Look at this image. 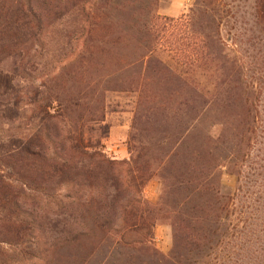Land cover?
I'll list each match as a JSON object with an SVG mask.
<instances>
[{"label":"rangeland","instance_id":"1","mask_svg":"<svg viewBox=\"0 0 264 264\" xmlns=\"http://www.w3.org/2000/svg\"><path fill=\"white\" fill-rule=\"evenodd\" d=\"M150 3L152 14L164 23L176 30L188 26L190 33L200 36L204 56L182 65L161 45L153 50L151 59L141 63L137 58L142 43L124 23L125 16L112 15L111 28L97 27L90 32V4H86L82 13L63 11L44 16V27L29 55L35 72L27 78L39 84L63 69L68 78L75 74L68 93L83 98L91 93L102 99L104 117L92 126L91 134L92 140H100L107 159L130 161L136 154L133 148L148 149L158 158L174 148L169 164H174L175 171L181 172L178 168L191 162L206 179L208 161L237 156L235 169L229 165L218 169L222 192L235 201L233 216L240 231V250L251 248L254 264H264V0ZM157 35L152 36L150 47L164 36ZM102 39L105 44L100 45ZM116 39L118 43L113 45ZM244 91L253 105L250 148L239 142V137L235 139L244 116ZM99 126L104 130L99 131ZM83 163L75 180L53 194H38L21 186L33 230L22 245L0 244V264H55L69 235L90 231L99 221L106 230L119 227L121 206L131 192L114 185L112 178L114 173L123 178L124 166L114 172ZM85 165L94 170L91 182L79 176L84 172L79 167ZM6 178L20 188L11 177ZM162 192L160 180L154 177L142 189V198L159 205ZM153 243L161 253L170 252L171 230L165 221L154 226Z\"/></svg>","mask_w":264,"mask_h":264},{"label":"trees","instance_id":"2","mask_svg":"<svg viewBox=\"0 0 264 264\" xmlns=\"http://www.w3.org/2000/svg\"><path fill=\"white\" fill-rule=\"evenodd\" d=\"M86 4H90V32L97 27L111 28L112 15L125 16L124 23L142 43L137 58L141 63L151 59L153 50L161 45L182 65L204 56L201 37L190 33L188 26L176 30L164 23L152 14L150 0H0V244L19 246L31 236L33 226L26 217L21 186L38 194H53L75 180L79 164L85 161L86 165L111 171L124 166L123 178L114 173L112 179L114 185L131 192L130 198L121 206L118 228L106 230L99 221L90 231L69 235L55 264H254L251 248L242 249L241 254L240 231L233 216L235 201L222 192L219 170L223 165L235 169L237 156L208 161L206 179L191 162L178 168L181 172L175 171L174 164H169L174 148L158 158L148 149L146 153L143 148H133L136 154L130 161L107 159L100 150V140H92L91 134L92 126L99 125L104 117L102 99L91 93L84 98L68 93L75 74L68 78L63 69L39 84L27 78L28 73L35 72L29 55L44 27V16L63 11L82 13ZM159 32L164 36L150 47L152 36ZM117 43L118 39L113 45ZM241 101L244 116L235 139L239 137V142L250 148L253 105L246 91ZM103 130L99 126V131ZM86 165L79 167L84 170L79 176L91 182L95 173ZM6 175L20 188L13 187ZM154 177L163 190L159 205L142 198V189ZM159 220L171 230L168 254L154 247L153 228Z\"/></svg>","mask_w":264,"mask_h":264}]
</instances>
